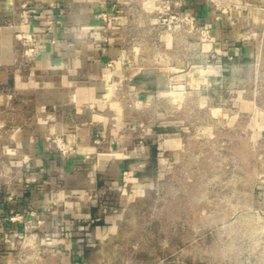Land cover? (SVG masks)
Here are the masks:
<instances>
[{"label": "rangeland", "instance_id": "obj_1", "mask_svg": "<svg viewBox=\"0 0 264 264\" xmlns=\"http://www.w3.org/2000/svg\"><path fill=\"white\" fill-rule=\"evenodd\" d=\"M125 1L110 28L122 56L109 102L136 132L163 123L166 139L181 134L183 151H167L159 171L150 162L144 194L85 263L264 264L253 196L264 181V0ZM24 105L0 115L21 120Z\"/></svg>", "mask_w": 264, "mask_h": 264}, {"label": "crops", "instance_id": "obj_2", "mask_svg": "<svg viewBox=\"0 0 264 264\" xmlns=\"http://www.w3.org/2000/svg\"><path fill=\"white\" fill-rule=\"evenodd\" d=\"M24 1L0 0V114L11 109L14 116L20 103L26 112L21 120L0 115V217L38 214L25 241L23 223L2 222L0 264H74L117 233L125 209L144 194L139 176L154 159L159 171L167 151L180 156L183 139H166L163 123L136 132L109 102L122 56L110 28L115 19L125 21V0H31L25 29L40 42L28 64L15 34L28 9ZM52 3L62 21L55 43L45 34ZM252 118L256 124V112ZM253 196L264 208V181L254 184Z\"/></svg>", "mask_w": 264, "mask_h": 264}, {"label": "built area", "instance_id": "obj_3", "mask_svg": "<svg viewBox=\"0 0 264 264\" xmlns=\"http://www.w3.org/2000/svg\"><path fill=\"white\" fill-rule=\"evenodd\" d=\"M31 0H25L22 4L23 7L27 8L23 14H22V22L20 28L16 29V37L18 40L22 42L23 54L25 57L26 64L30 63L32 59L39 53V42L40 40L36 37L33 31L26 30L25 26L29 23V17L28 13L33 12L32 9L29 8V5H32ZM61 15L58 11L57 5L52 3L50 6V11L48 12L47 17V23L45 28V34L46 36H49L52 43L56 42V38L53 37V34L55 33V30L57 27L61 24ZM57 141V147L61 153H67L68 152V146L65 142H63L61 139H58ZM95 142H98L96 139ZM4 175V172L2 169H0V178ZM129 171H125L123 174L124 180H127V178L130 176ZM32 179H34V175H30L29 177L25 178V186L28 187L30 183H32ZM14 196V193H10L9 199H12ZM37 211L31 210L29 218H25L22 214H14V215H8L5 217H0V225L3 221H11V222H21L23 223L24 227V235H23V241L30 238L33 233L34 229L36 228L37 224ZM43 250L41 251V253ZM74 264H85V261L78 260L75 261Z\"/></svg>", "mask_w": 264, "mask_h": 264}, {"label": "bare ground", "instance_id": "obj_4", "mask_svg": "<svg viewBox=\"0 0 264 264\" xmlns=\"http://www.w3.org/2000/svg\"><path fill=\"white\" fill-rule=\"evenodd\" d=\"M31 238V237H30ZM28 243H29V241H28Z\"/></svg>", "mask_w": 264, "mask_h": 264}]
</instances>
